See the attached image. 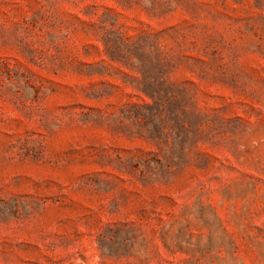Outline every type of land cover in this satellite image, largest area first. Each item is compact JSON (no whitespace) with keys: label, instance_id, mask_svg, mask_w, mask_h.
I'll return each instance as SVG.
<instances>
[{"label":"rangeland","instance_id":"rangeland-1","mask_svg":"<svg viewBox=\"0 0 264 264\" xmlns=\"http://www.w3.org/2000/svg\"><path fill=\"white\" fill-rule=\"evenodd\" d=\"M0 264H264V0H0Z\"/></svg>","mask_w":264,"mask_h":264}]
</instances>
